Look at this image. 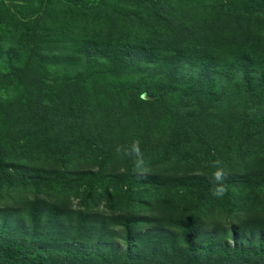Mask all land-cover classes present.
Segmentation results:
<instances>
[{
  "label": "rangeland",
  "instance_id": "obj_1",
  "mask_svg": "<svg viewBox=\"0 0 264 264\" xmlns=\"http://www.w3.org/2000/svg\"><path fill=\"white\" fill-rule=\"evenodd\" d=\"M165 11H173L181 24L195 31L202 19L211 14L222 15L221 20L237 16L240 26L232 23L228 31L216 27L210 32L215 39L202 45L182 31L166 29L162 24L166 22ZM201 30L204 32L205 28L202 26ZM118 44L125 45L127 55L132 52L137 56L129 68L113 72L101 66L104 61L97 67L85 62L84 50L92 45L113 49ZM197 49L207 51L219 63L230 62L236 53L247 55L255 64L250 92H246L240 74L234 70L231 81L236 83L235 93L238 92L224 89L222 111L216 114L209 106L211 100L220 98L215 89L214 94L206 95L199 103L192 105V99H188L189 103L182 104L183 93L196 90L201 73L197 63L196 69L178 64L174 68L172 58L176 52ZM65 54L78 56L77 65H67L62 60ZM149 58L159 63L149 64L145 60ZM189 67L192 71L187 76L184 69ZM91 68L103 71L102 82L107 88H95L105 112H111L109 104L115 101L114 96L119 97L117 105L122 103L118 92L122 84H136L149 95L168 92L165 101L137 105L136 109L146 111L151 121L152 113L160 115L164 107L172 112H179L185 105L189 109L205 108L202 124L193 127L201 139L194 141L178 126L165 125L164 134L156 140L145 137L140 126L136 131L140 130L141 138L133 143L132 125L106 115L101 121L111 123L113 136L107 141L110 153L102 160L100 149L94 144L102 127L84 121L83 126L75 128L80 135H71L78 125L71 122L84 90L65 81ZM246 103L250 117L264 115V0H0V206L17 204L34 195L45 199L61 196L73 208L88 205L109 213L128 207L145 215L149 209L143 201L150 193L137 187L131 177L125 180L119 172H213L217 181L221 174L229 178L238 173H264V128H244L240 108ZM226 107L229 116L223 115ZM119 108L118 115L127 110L121 105ZM207 110L209 114L204 118ZM127 117L128 113L123 115V119ZM163 117L165 123L170 121L168 116ZM84 130L89 135L87 139L82 138ZM113 173L116 177H110ZM98 176L99 183L95 185ZM118 176L121 180H113ZM222 188L216 182L209 189L210 199L219 207L215 209L218 224L244 215L264 218V185L241 184L226 191ZM161 193L181 202L200 199L194 197L198 191H186L184 196H176L174 190ZM224 193L233 208L229 216L220 213V207L227 204ZM116 245L124 247L120 240Z\"/></svg>",
  "mask_w": 264,
  "mask_h": 264
},
{
  "label": "trees",
  "instance_id": "obj_2",
  "mask_svg": "<svg viewBox=\"0 0 264 264\" xmlns=\"http://www.w3.org/2000/svg\"><path fill=\"white\" fill-rule=\"evenodd\" d=\"M162 7L164 6H160ZM164 13L166 22L162 24L166 29L170 32L182 31L185 35L188 34L190 39L200 40L202 45L215 39L210 32L216 27L228 31L232 23L236 27L239 25L237 16L223 17L224 23L219 19L222 15L211 14L202 19L201 25L199 28L197 25L195 31L181 24L173 15V11ZM202 26L205 28L204 32L201 30ZM124 48L123 44H118L113 49L110 47L101 49L92 45V48L84 50L85 62L91 67H97L98 63L104 61L101 66L113 72L121 68H129V65H132L130 63L137 60V56L132 52L127 55ZM176 53L178 54L172 58L175 60L174 68L178 65L181 67L187 65L196 69L197 63L198 71L201 73L196 90L192 93H183L182 104L189 103L188 99H192V105L195 102L199 103L206 95L214 94L213 89H215L216 93L220 94V98L216 101L211 100L209 106L217 114L218 110L222 111L220 104L223 94L225 96L224 89L227 88L235 93L237 85L231 80L236 72L240 74L239 79L246 87V92H250V75L255 64L250 63L247 55L236 53L232 57L233 62L231 60L219 63L218 59L207 51L204 53L197 49L187 53ZM77 59L76 55L65 54L62 60L67 65L75 63L77 65ZM145 60L149 64L159 63L152 58ZM191 69L190 67L184 69L187 76ZM234 70L236 72H233ZM83 72L82 75L75 73L65 81L67 85L84 90L80 98L82 100L77 102L75 119L71 122L78 125L73 127L71 135L74 138L80 135L75 132V128L83 126L84 121L90 126L94 124L102 127L103 129L96 133L97 138L94 141L103 156L102 160H106L110 153L107 141L113 136V131L109 127L111 123L101 121L102 117L107 118L106 115L132 125L134 132H131L130 141L133 143L141 138L140 130L136 131L140 126L144 128L145 137L156 140L164 134L162 127L165 125L167 128L178 126L181 133L184 130L189 134V138L195 139L194 141L201 139L193 127L202 124L201 115L205 108L190 107L189 109V106L185 105L181 106L179 112L174 111V113L164 107L160 115L157 112L152 113L154 119L150 121L146 111L138 110L136 106L144 107L154 101H165L168 99V92L149 95L148 92L140 90L138 85L126 83L118 87L119 95L123 99L120 105L127 109L124 114L128 113L127 119H123L124 114L117 113L120 105L115 103L119 97L114 96L115 101L109 104L110 107L112 106L109 113L103 109V100L96 96L97 87L107 88L106 83L102 82V69L100 71L92 68L86 71L84 69ZM230 98L232 99L231 96ZM246 106L247 103L241 106L242 109L240 108L244 128L252 126L258 129L264 128V115L261 114L262 117L258 118L250 117V108ZM199 110L202 111L199 113ZM162 113L169 117L168 123L164 122ZM208 114L207 110L204 118ZM223 115H230L227 107L223 110ZM85 132L84 130V134L81 133L83 139L89 138ZM119 174L125 180L131 177L137 183V187H142L150 193V197L143 201V205L149 209L148 214L140 215L128 207L109 213H101L88 205L73 208L68 206L67 198L62 199L61 196L53 199H45L37 195L24 198L17 204L0 206V262L3 264H264V218L258 215H244L228 223L218 224L215 219L217 214L215 209L219 207L213 204L210 199L211 193L209 194V189L216 182L223 186L224 191L241 184L264 185V173H238L229 178L221 174L218 176V181L213 172L205 173L207 175L190 172H129L127 174L119 172ZM100 176L102 178V175ZM120 176L113 180H121ZM110 177L116 176L113 173ZM99 178L98 176L94 180L95 185L99 183ZM163 190H174L176 196L182 194L184 196L186 191H198L194 197L200 199L193 198L189 202H181L172 195H163L161 193ZM205 194L209 195L202 199ZM224 195L227 200L228 194L224 193ZM226 202L225 207H220V213L229 216L233 208L228 200ZM118 240L123 244V249L116 245Z\"/></svg>",
  "mask_w": 264,
  "mask_h": 264
}]
</instances>
